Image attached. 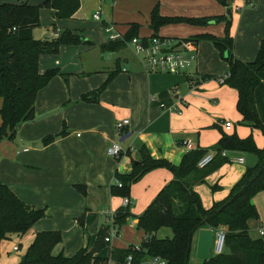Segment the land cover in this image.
I'll return each instance as SVG.
<instances>
[{"label":"crops","instance_id":"1","mask_svg":"<svg viewBox=\"0 0 264 264\" xmlns=\"http://www.w3.org/2000/svg\"><path fill=\"white\" fill-rule=\"evenodd\" d=\"M135 4L140 6L137 9H141L146 13L147 19L145 21L148 27V33H143L139 36L140 24L136 20L128 22L127 27L129 29V25L132 23L138 24L137 36L139 38H149L154 33L149 27V20L150 12L155 6L158 7L159 13L162 16L183 17L228 16L229 12L232 13L234 8L236 11H239L247 7L242 0H226V5L216 0H140L136 1ZM249 6H254V3ZM50 12L53 16L52 9ZM75 14L71 18H74ZM244 16L238 19L235 15L232 16V19L237 24H240ZM111 20L110 23L104 21L103 26L104 24H112L115 28L113 15H111ZM178 24H183L187 32L184 36L186 38H178V41L198 35L195 31H200V33L209 31L217 35H222L215 31L213 25L217 24L213 20H209L206 25L202 26L188 23H176L173 25ZM218 25H221L222 28L224 22H220ZM56 30L58 32L60 31V29L55 28L51 38L55 37L54 33ZM156 34L161 36L158 31ZM238 36L239 30L237 31V38ZM263 36L264 16L252 31L244 30L242 32L240 39L243 42L238 45L234 44L233 51L235 57L242 61H252L256 56ZM86 41H89V45L91 46L95 45L90 40L86 39ZM186 41L193 43L196 49V61L190 68L183 71L182 74L166 72L146 73L139 56L140 65L132 71L128 70L126 66L122 70L120 59L118 58L115 61L116 67L114 70L118 69L119 72L113 76L112 80L101 92L98 102L83 101L81 96L98 88L107 79L108 75L102 78L103 82L100 85H96H99L98 87L94 85L78 89L75 86L77 75L90 73L80 71L77 65L76 55L79 54L82 48L86 49V47H80L79 45H76L77 47L61 46L55 54H44L43 60H46L47 56H55V60L45 62L43 65L39 63V73H43L48 69H57L58 73L49 80L45 87L37 92L34 103V118L31 121L16 124L14 137L12 139H6L8 141L2 146V148L6 146L8 150L4 151V164L6 167L5 169L2 168L5 174H3L2 169L0 170V182L7 185L22 201L36 209H44L49 206V211L46 210V212L53 214L58 212L64 213L67 218H70L73 225L80 224L83 228H87L95 217H97V231L100 227L104 226H98L99 218L97 213H103L106 209H111V207L108 208L107 203L110 202L112 197L109 192V187L110 182L113 181L114 173L126 174L131 171L132 162L139 158L138 149L141 145L147 148L151 157L155 159H166L170 163L178 165L182 156L187 151L195 149L196 147L209 148L218 142L222 132L231 134L235 130L233 122H231L232 128L225 130L223 127L224 118L216 117L222 119L220 123L216 121L212 122L213 118L207 119L210 113L206 109H197L195 111L188 107L187 102L182 96L176 95L178 93L177 87L180 83H188L190 87L197 84L191 81V77L193 78V74H198L197 69L200 63L211 62L213 60L220 66H223V69L221 68L222 72L220 71L219 74L213 75L216 81L218 77L225 75L228 69L227 62L221 58L218 50L211 41ZM125 46L115 50H119ZM202 46H208L210 50L209 54L206 53ZM218 58L224 64L216 60ZM125 63H127L126 60ZM192 67H195L196 70L192 71ZM121 71H124V73L122 72L120 74ZM121 76H124L125 81L124 79H119ZM54 82L57 83V89L52 86ZM217 83L220 86L225 85L218 81ZM171 86L173 87L171 88ZM93 87L94 89H92ZM173 91L175 92L173 93ZM223 92L220 90L218 93L222 95ZM236 101L237 92L234 102L235 108ZM1 103L2 100L0 101V106ZM179 107L182 108V113H176ZM196 112L199 113L200 119L194 117ZM238 116L241 119L239 113ZM122 118H127L129 124L121 134H118L114 125L117 120ZM202 119L207 120V122H203ZM253 129L256 130L258 128ZM58 133L60 135L51 143L47 145L42 143V139L45 136ZM200 134H202V137L206 136L209 142L200 141L198 139ZM249 134L252 133L250 132ZM122 138L123 140L120 141ZM185 140L191 141L190 149L185 148L183 144ZM30 141L31 144L29 146L28 143ZM113 142H124L126 146L125 153L120 156L118 162L109 159L110 156L106 152L107 148ZM256 145L260 148L264 146L263 135L256 142ZM25 149L27 150L24 151ZM225 151L226 155L224 157L227 158L229 153L238 152L236 150ZM128 159L132 160L129 162ZM236 159L228 158L229 162H237L239 165L228 167L227 162L220 164L222 166H217L218 168H215L216 170L205 177L210 184L220 186V188H215L209 201V198L205 196L208 195V190L203 185L201 186L200 183L193 185V189L199 194L202 205L205 208H208L211 203L213 204L227 197L230 187L242 176L245 168L253 166L257 160L256 156L252 155L250 166H246L244 158L241 163L236 161ZM172 178V172L164 167L155 168L145 173L139 181L148 182V187L151 188L146 192L145 203L149 204ZM200 193L203 195V198ZM129 195L136 196L133 188L130 189ZM204 198L206 201H203ZM122 200L121 207H123ZM262 200L264 203V195L263 197L261 195ZM129 201L128 206L133 203L130 198ZM254 205H256L255 201ZM256 208L263 222L258 224L255 229H257V233H259L260 229L264 232V213L258 207ZM136 222V219L132 220V225L135 227ZM249 223H252L251 219L248 220V226ZM107 226L110 228V224ZM250 230L249 227V234ZM161 231L164 232L165 230L163 229ZM199 231L195 233L191 243V251L195 249V253ZM210 231L213 232L214 239L215 230ZM33 233H36V231L33 230ZM158 234L160 235V231ZM117 235L118 231L108 243V247L106 248L107 257H109L112 247L124 248L132 245L120 246L111 244L112 240L117 238ZM165 235L169 234L165 233ZM260 236L264 237V233ZM87 244L90 245L91 243L88 242ZM56 246L53 249V254L58 253ZM84 246L85 244H82L81 247ZM97 254L101 256V252ZM5 262L6 256L1 243L0 264Z\"/></svg>","mask_w":264,"mask_h":264},{"label":"trees","instance_id":"2","mask_svg":"<svg viewBox=\"0 0 264 264\" xmlns=\"http://www.w3.org/2000/svg\"><path fill=\"white\" fill-rule=\"evenodd\" d=\"M216 1L226 5V0ZM43 4L53 10L54 17L69 19L79 9L80 0H44ZM209 20L225 22L224 36L201 34L184 40L212 42L228 64L226 77L221 84L237 92L236 109L241 116L239 123L260 129L264 137V36L255 58L242 61L234 55L231 20L227 15L162 16L155 6L149 20V27L154 33L141 40L146 43L152 37H162L156 32L164 24L202 25ZM39 25L38 6L28 2L0 3V141L14 137L16 124L34 118L37 92L58 73L57 69L39 73L38 57L41 54L56 53L61 45L78 44L83 39L66 30L50 41H40L33 37V29ZM138 27L136 23L130 24L122 39L110 40L101 46V50L110 51L125 46L127 41L137 37ZM118 72V69L110 72L98 88L83 94L81 99L98 102L101 92ZM58 135L60 133L47 135L42 143L47 145ZM209 150L215 151L213 161L204 168H198L197 162ZM222 150L251 152L257 160L253 166L245 168L227 197L205 208L193 185L203 182L220 164L229 162L227 157L221 156ZM138 153L139 158L132 162L129 173H114V180L121 185L118 186L114 181L109 187L111 195L129 197L131 185L152 169L164 167L173 174L172 180L156 194L142 213L134 216L137 220L136 228L142 230L145 236L140 242L139 251L133 250L132 244L124 248L112 247L108 258L99 256L97 253L108 245L104 240L106 231L103 229L96 231L97 237L92 248L81 247L73 256L65 257L53 254L54 247L61 240L60 233L42 231L35 234L18 264H104L108 260L122 264L127 256H131V264H143L151 256H161L167 264H187L195 233L201 229L214 231L217 228L225 230V251L211 254L201 264H264V241L251 238L248 226L249 219L258 217L252 198L259 191H264V146L258 147L252 134L240 138L236 132H222L214 146L196 147L187 151L178 165L166 159L151 157L144 145L139 147ZM46 213V209H36L22 201L7 185L0 182V241L12 236H23ZM129 216V206H123L114 211L112 224L119 229ZM162 229H169L171 236H158Z\"/></svg>","mask_w":264,"mask_h":264},{"label":"rangeland","instance_id":"3","mask_svg":"<svg viewBox=\"0 0 264 264\" xmlns=\"http://www.w3.org/2000/svg\"><path fill=\"white\" fill-rule=\"evenodd\" d=\"M114 1L117 2V4H115ZM136 1H140V0H80V7L76 11L74 18L71 19H59L52 16L50 12L51 9L44 6L43 4L44 0H0V3L17 4V3L28 2L31 5H35L39 7L40 25L33 29V37L35 39H39L40 41L43 40L50 41L56 38V37L51 38L55 28L60 29L58 35L63 34V32H65L66 30H70L74 35L83 38L82 41L79 42L78 44L61 45L66 47H73L76 45H79L80 47H86V49L82 48L79 51V54L76 55L77 65L80 71H83L85 73L90 72L88 74H83V75L80 74L76 76L75 86L79 89L82 87L87 88L89 86H94V85L96 86L97 84L100 85L103 82L102 78L108 75L111 70H114V68L116 67L115 61L118 58L120 59L122 70H124L125 68L123 67L126 66L128 70L132 71L135 67L140 65L139 57L138 55L135 54L134 46L131 43V41H127L125 47L115 51H109V50L102 51L100 48V46L110 41L109 34L105 31V27H104L106 26V24H104L103 26V22L106 21L110 23L112 21L111 15L114 16L116 30L122 36L128 31V27H127L128 22L134 20L138 21L137 23L140 24L139 36L143 33H148V27L145 21L147 19L146 13L141 9H137L140 6H138V4H135ZM253 3L254 6L247 5V7L239 11H236L235 8L233 9L232 6L233 11L232 13L229 12L228 17L231 20L230 33L233 36L235 45L236 44L238 45L239 43L243 42V40L240 39L242 32L244 30L252 31L264 16V0H253ZM252 10H256V11H252ZM95 13H99L100 16L99 19L94 18ZM235 15L238 19H240L241 16L244 15L246 16H244V19L240 24H237L232 19V16ZM220 22H224V21H216L217 25H213V27L215 28L216 32H219L222 35H217L214 32L211 33L209 31H204L205 33L202 32L200 33V31H195V33H197L198 35L210 34L216 37H222L224 36L225 22L224 25H222V28L221 25H218L220 24ZM206 24L207 23L202 25H206ZM183 26H184L183 24H178V25L164 24L158 29V33L165 38L171 39L172 42L176 44L179 42L178 38H186L184 36L185 33L187 32L185 31V28ZM238 30H239V36L237 38ZM86 39L94 42L95 45L92 46L89 45L90 42L86 41ZM202 47L204 48L206 53L209 54L210 50L208 46H202ZM43 55L44 54H41L38 57V64L40 63V65L45 64V62H51L55 60L54 59L55 56H49V57L47 56L46 57L47 59L43 60ZM125 60L128 64L125 63ZM216 60H219L222 64H224L220 60V58ZM221 68L223 69V66H220L219 64L216 63V61L213 60L211 62H204V63L202 62V64L200 63L197 69L198 74H193V78L191 77V81L196 82L197 84L195 86L190 87L188 86V83L185 84L180 83L177 87L178 93H176V95L182 96V98L187 102L188 107L194 109L195 111L197 109H206L210 113V116L209 117L207 116V119L209 120L210 118H213L212 122L216 121L220 123L222 119L219 118H224L225 121L228 120L233 122L235 128L233 132L235 131L237 136L240 138L246 137L251 132L256 144V142H258V140L262 136V132L260 129L254 130L251 127L238 123V120H240V118L238 116L234 104L235 95H236L235 89L229 87L226 84L224 86H220L217 83L216 79H214L213 75L219 74ZM191 70L195 71L196 69L195 67H192ZM122 72L124 73V71H121L120 74ZM171 74H182V72L171 73ZM119 79H124L125 81L124 76L119 77ZM52 86L57 89V83L54 82ZM172 87L173 86H171V88ZM92 89H94V87ZM220 90L221 92L224 91L222 95H219L218 93ZM174 92L175 91H173V93ZM178 112L182 113L183 112L182 108L179 107L176 113ZM198 114L199 113L196 112L194 115L196 119H200ZM202 121L207 122V120H203V119ZM210 129H214V128H210ZM6 139L8 138H3L0 142V164L2 166V167L0 166V170L2 168L5 169L6 167L4 164V159H5L4 151L8 150V148L6 146L2 148V146L6 144V142L8 141ZM198 139L200 141L209 142V139L206 136L202 137V134L198 136ZM30 144L31 141L28 143V145L30 146ZM119 145L122 148V154H123L126 149L125 143L122 142L119 143ZM228 155H229L228 158L230 157L233 160L241 156L245 160V165L250 166L251 158L252 155L254 154L246 151H238L236 153L235 152L229 153ZM109 159L118 162L120 160V157L114 158L110 156ZM131 160L132 159H128L129 162ZM232 162H227L228 163L227 166L229 167V166L239 165L237 162L236 163L234 162L232 163ZM3 174L5 173L3 172ZM139 181L140 179L133 183L135 184L134 186L132 184L130 187V189L133 188L136 193V196L129 195L130 200L133 202L129 205L130 216L122 225H120L118 229L117 238L113 239L111 244H116L120 246H125L128 244H138L142 239L143 236L142 231L140 229H137L134 225H132V220L134 219V216L140 215L143 209L147 206L148 203L147 204L145 203L146 192L151 188L148 187V182L146 181L139 182ZM112 182L113 181H111L110 183L112 184ZM200 185L201 186L203 185L208 190V195H205L209 198L208 201L210 200L211 194L214 192L215 188H220V186L218 185L215 186L216 184L215 185L210 184V182L205 178L204 181L200 183ZM229 190H231V187ZM200 195L203 198V195L201 193ZM261 195L263 197L264 191H259L258 193H256L252 198L253 199L252 203L254 204L255 201L256 204L255 206L258 207L260 210H262V212L264 213V203L263 200L261 201ZM111 196L112 197L110 199V202L107 203V205L108 208L111 207V209H113L114 211L121 207L122 197L120 195H111ZM204 200L206 201L205 198L203 199V201ZM211 205H209V207ZM44 209L49 211V206L45 207ZM97 214L99 218L98 226L100 227L104 225L100 227L98 230L104 229L107 233V231H109L110 229L109 226H107L108 224H110V222L108 221V217L104 214V212L103 213L99 212ZM96 218L97 217H95V219ZM95 219L89 224L87 228H83V226L80 224L73 225V222L70 221V218H67L64 213L58 212L56 214H53L47 212L45 215L41 216L35 222L32 229L29 230L27 233H25L23 236L21 237L13 236L10 239H3L2 241H0L4 247V254L6 256V262L3 264H18V262L26 253L28 246L32 243L35 234L42 231H58L60 233L61 240L56 246V251L58 252L57 254H62L65 257H71L78 251V249L81 248L82 244H85L84 247L90 249L94 246L97 237L96 232L92 233L90 231ZM251 220L252 223L251 224L249 223V227L251 229L250 230L251 238L262 239L264 241V237L260 236L259 233L256 232L257 229H255L257 228L258 224L263 222V220L259 217V213H258V217H254ZM33 230H35L36 233L32 234ZM164 230L166 232L165 231L162 232L160 230V235H165V233H167L169 234V236H171V231L169 229H164ZM88 242H90L91 244L88 245L87 244ZM16 245L19 247V252L12 251V247ZM107 247L108 245H106L100 251L102 257L108 258L106 256ZM201 262L202 260L196 257L195 249H193L191 251L187 264H201Z\"/></svg>","mask_w":264,"mask_h":264},{"label":"built area","instance_id":"4","mask_svg":"<svg viewBox=\"0 0 264 264\" xmlns=\"http://www.w3.org/2000/svg\"><path fill=\"white\" fill-rule=\"evenodd\" d=\"M245 5H252L253 0H242ZM95 19H99V13L94 14ZM105 31L109 34V40L122 39V35L117 32L112 24L105 26ZM54 36H58V30L55 31ZM131 43L134 46L135 53L140 57L142 66L146 73H155V72H166V73H178L183 72L190 68L196 61V49L193 46V43L190 41H179L178 43H173L171 39L165 37H152L143 43L141 38L134 37L131 40ZM226 76H220L217 78L219 83L224 81ZM129 124L127 118H122L115 122L114 128L118 134H121L124 128ZM223 127L225 130H230L232 128L231 121H224ZM185 148H191V141L185 140L183 142ZM25 149L24 151H26ZM107 154L111 157L118 158L122 155V148L118 142H113L106 150ZM125 153V152H124ZM123 153V154H124ZM221 156L226 155V151H221ZM215 157L214 151L207 152L199 161L197 162L198 168H204L210 164ZM238 162H242L243 158L239 157L236 159ZM115 180L113 179V182ZM115 183L120 186L119 181ZM123 206H127L130 201L128 197L122 198ZM104 214L108 217L110 222V229L107 231L104 240L109 243L111 239L117 234V226L112 224V217L114 211L111 209H106ZM260 235H263V230L260 229ZM145 238V236H143ZM133 250H140V243L133 244ZM12 251L19 252V247L13 246ZM225 251V230L223 228H217L214 232V239L211 247V254L217 255ZM131 256H127L122 264H131ZM104 264H114L113 261L108 260ZM143 264H167L166 259L161 256H151L148 257Z\"/></svg>","mask_w":264,"mask_h":264},{"label":"water","instance_id":"5","mask_svg":"<svg viewBox=\"0 0 264 264\" xmlns=\"http://www.w3.org/2000/svg\"><path fill=\"white\" fill-rule=\"evenodd\" d=\"M120 139V141H122ZM96 224H97V218L94 221L91 231L96 232ZM212 239H213V232L210 230H201L199 231L198 234V240H197V245H196V257L200 258L201 260L208 259L211 255L210 253V248L212 244Z\"/></svg>","mask_w":264,"mask_h":264}]
</instances>
